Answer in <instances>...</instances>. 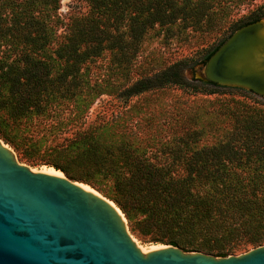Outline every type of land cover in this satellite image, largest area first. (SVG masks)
Returning <instances> with one entry per match:
<instances>
[{"label": "trees", "instance_id": "obj_1", "mask_svg": "<svg viewBox=\"0 0 264 264\" xmlns=\"http://www.w3.org/2000/svg\"><path fill=\"white\" fill-rule=\"evenodd\" d=\"M81 1L87 12L64 23L60 0H0V139L20 161L53 167L112 200L142 241L216 256L233 253L215 245L233 237L263 244L264 101L251 91L189 81L180 60L120 92L124 102L170 86L240 94L224 110L230 129L212 144H201L204 131L186 119L157 125L135 104L85 123L92 104L113 93L88 63L109 52L118 66L130 65L156 25L165 32L212 29L214 15L226 17L238 0ZM262 18L256 11L235 29Z\"/></svg>", "mask_w": 264, "mask_h": 264}, {"label": "water", "instance_id": "obj_2", "mask_svg": "<svg viewBox=\"0 0 264 264\" xmlns=\"http://www.w3.org/2000/svg\"><path fill=\"white\" fill-rule=\"evenodd\" d=\"M263 32L262 19L235 29L206 60L203 80L264 97ZM0 264H264V244L227 256L170 244L143 251L112 200L20 162L0 139Z\"/></svg>", "mask_w": 264, "mask_h": 264}, {"label": "rangeland", "instance_id": "obj_3", "mask_svg": "<svg viewBox=\"0 0 264 264\" xmlns=\"http://www.w3.org/2000/svg\"><path fill=\"white\" fill-rule=\"evenodd\" d=\"M87 10L88 5L84 1L60 0L58 15L64 23H67L69 17L85 13ZM226 11L227 16L224 18H220V12L214 15V26L208 30L194 31L187 29L182 33L176 30L165 32L164 28L156 25L154 29L149 30L146 34L135 60L130 65L118 66L109 52L88 63L91 75L111 82L113 93L111 96L106 94L100 96L92 104L85 116V123L91 122L98 113L107 115L113 111V114H115L135 104L141 107L144 113L154 114V124L159 123L157 125L162 126L164 122L179 118L183 121L186 119V124L192 127L202 128L204 135L201 144H212L221 139L231 127L230 118L224 114L225 107L226 105L233 106L231 98L242 99L240 94L233 93L231 95L230 91L221 89L216 94L207 95L191 93L178 86H170L165 89L147 91L131 98L128 102H124L119 95L127 85L136 79L158 73L170 64L180 60L185 61L183 75L187 80L204 81L202 76L206 61L204 62L202 58L227 39L235 30L237 24L256 11H264V0H238L237 4L232 2ZM262 20L264 22V18ZM62 32L63 28H60L58 33ZM247 95L261 102L264 101L263 97L257 96L252 92ZM132 117L133 123L139 120L137 116ZM36 155L41 157L44 154L40 151ZM25 164L35 169L49 167L44 164ZM132 236L144 248H148L151 245L164 244L146 242L138 239L133 234ZM249 241V237L240 239L233 237L215 245L231 246L233 248L232 254H238L255 247Z\"/></svg>", "mask_w": 264, "mask_h": 264}, {"label": "bare ground", "instance_id": "obj_4", "mask_svg": "<svg viewBox=\"0 0 264 264\" xmlns=\"http://www.w3.org/2000/svg\"><path fill=\"white\" fill-rule=\"evenodd\" d=\"M264 33V32H263ZM43 171H48V172H54V168H50V167H46V168H42ZM143 251H147L149 249H153V248H156V245H151L150 247L148 248H144V247H141Z\"/></svg>", "mask_w": 264, "mask_h": 264}]
</instances>
